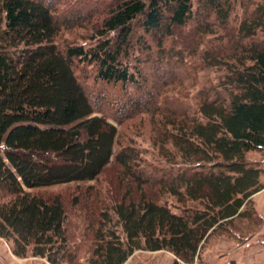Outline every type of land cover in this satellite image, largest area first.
Masks as SVG:
<instances>
[{
  "label": "trees",
  "instance_id": "1",
  "mask_svg": "<svg viewBox=\"0 0 264 264\" xmlns=\"http://www.w3.org/2000/svg\"><path fill=\"white\" fill-rule=\"evenodd\" d=\"M104 14L91 45L61 47L82 23L45 0H0V238L49 264H125L137 251L202 264L212 240L245 244L263 223L253 198L264 189V0H112ZM137 28L162 51L189 38L202 68L223 74L193 115L167 119L170 168L159 178L119 144L76 74L80 63L97 81L140 86Z\"/></svg>",
  "mask_w": 264,
  "mask_h": 264
},
{
  "label": "rangeland",
  "instance_id": "2",
  "mask_svg": "<svg viewBox=\"0 0 264 264\" xmlns=\"http://www.w3.org/2000/svg\"><path fill=\"white\" fill-rule=\"evenodd\" d=\"M45 1L54 5L59 19L83 24L81 28L63 31L57 40L61 47L91 45L93 42L89 38L92 36V26L103 19L107 5L112 2V0ZM87 21H91V24ZM135 30L130 63L140 71V86L125 87L121 84L97 81V68L80 63L76 65V74L92 101L96 115L118 128L119 144L122 147L131 146L137 149L143 159L145 170L159 178L170 168L168 157L162 152L159 142L164 130L172 129L171 126L166 127L170 121L167 119H173L185 112L193 115L197 109L199 92L215 86L223 74L213 69L202 68L200 58L184 48L190 41L189 38L177 36L175 40L169 39L162 51L141 29ZM116 150L120 151V146H116ZM250 158L258 161L261 157L254 154ZM100 181L99 187H104V177ZM83 185L95 184L57 187L43 193H64L71 196L78 192L76 187ZM78 215L70 216V222L76 229L81 221L80 218H76ZM250 235L251 238L240 246L225 239L210 241L201 251V263L264 264V245H260L256 240L264 239V220L257 230L250 231ZM85 251L86 249L83 250V256L86 254ZM175 263L176 257L168 251L156 253L137 251L127 261V264ZM0 264L49 263L45 259L31 255L26 258L14 255L11 245L0 238Z\"/></svg>",
  "mask_w": 264,
  "mask_h": 264
},
{
  "label": "crops",
  "instance_id": "3",
  "mask_svg": "<svg viewBox=\"0 0 264 264\" xmlns=\"http://www.w3.org/2000/svg\"><path fill=\"white\" fill-rule=\"evenodd\" d=\"M253 199L256 203V209H257L259 215L264 220V189L261 192H259L258 194H256ZM256 240L258 241V243H260V245H264V239L263 238H259Z\"/></svg>",
  "mask_w": 264,
  "mask_h": 264
}]
</instances>
